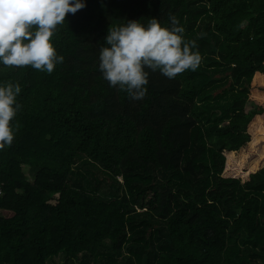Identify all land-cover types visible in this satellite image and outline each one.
Wrapping results in <instances>:
<instances>
[{"label": "trees", "instance_id": "1", "mask_svg": "<svg viewBox=\"0 0 264 264\" xmlns=\"http://www.w3.org/2000/svg\"><path fill=\"white\" fill-rule=\"evenodd\" d=\"M170 15L197 69L150 71L141 100L110 87V24ZM65 20L52 73L0 65L22 105L0 149V264H264V0H86Z\"/></svg>", "mask_w": 264, "mask_h": 264}, {"label": "clouds", "instance_id": "2", "mask_svg": "<svg viewBox=\"0 0 264 264\" xmlns=\"http://www.w3.org/2000/svg\"><path fill=\"white\" fill-rule=\"evenodd\" d=\"M86 6V0H0V65L52 73L64 57L53 38L67 14ZM175 15L168 22L152 16L126 19L107 28L98 52V68L110 87L132 100L147 94L150 71L169 79L201 62L195 40H187ZM19 83L0 82V149L10 146L19 130L15 120L22 105Z\"/></svg>", "mask_w": 264, "mask_h": 264}, {"label": "rangeland", "instance_id": "3", "mask_svg": "<svg viewBox=\"0 0 264 264\" xmlns=\"http://www.w3.org/2000/svg\"><path fill=\"white\" fill-rule=\"evenodd\" d=\"M23 171L27 174V177L29 179H32V174L28 170V166L23 165ZM53 262H56L57 264H72L71 263V260L69 258L64 257L62 254H59L58 256H56L55 258H53Z\"/></svg>", "mask_w": 264, "mask_h": 264}, {"label": "bare ground", "instance_id": "4", "mask_svg": "<svg viewBox=\"0 0 264 264\" xmlns=\"http://www.w3.org/2000/svg\"><path fill=\"white\" fill-rule=\"evenodd\" d=\"M207 137V136H206ZM195 145V144H194ZM223 183V182H222ZM229 197V196H228ZM241 239V238H240ZM133 240V239H132ZM142 247V246H141ZM156 253V252H155ZM145 260V259H144Z\"/></svg>", "mask_w": 264, "mask_h": 264}, {"label": "built area", "instance_id": "5", "mask_svg": "<svg viewBox=\"0 0 264 264\" xmlns=\"http://www.w3.org/2000/svg\"><path fill=\"white\" fill-rule=\"evenodd\" d=\"M0 193H1V190H0Z\"/></svg>", "mask_w": 264, "mask_h": 264}]
</instances>
